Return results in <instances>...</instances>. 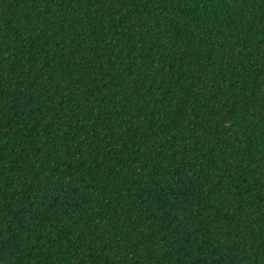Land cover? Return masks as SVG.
Returning <instances> with one entry per match:
<instances>
[{"label":"trees","instance_id":"trees-1","mask_svg":"<svg viewBox=\"0 0 264 264\" xmlns=\"http://www.w3.org/2000/svg\"><path fill=\"white\" fill-rule=\"evenodd\" d=\"M0 264H264V0H0Z\"/></svg>","mask_w":264,"mask_h":264}]
</instances>
